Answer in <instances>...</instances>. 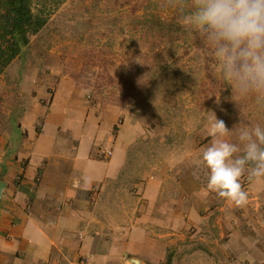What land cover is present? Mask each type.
<instances>
[{
    "label": "crops",
    "instance_id": "1",
    "mask_svg": "<svg viewBox=\"0 0 264 264\" xmlns=\"http://www.w3.org/2000/svg\"><path fill=\"white\" fill-rule=\"evenodd\" d=\"M16 89L26 100L3 135L0 264H167L170 243L174 264H264V180L243 185V208L193 173L124 184L131 157L115 115L66 77L43 97Z\"/></svg>",
    "mask_w": 264,
    "mask_h": 264
},
{
    "label": "rangeland",
    "instance_id": "2",
    "mask_svg": "<svg viewBox=\"0 0 264 264\" xmlns=\"http://www.w3.org/2000/svg\"><path fill=\"white\" fill-rule=\"evenodd\" d=\"M31 2L33 11L48 19L0 75V160L6 150L3 135L11 129L9 109L26 100L16 87H32L33 96L37 92L43 97L64 77L85 90L92 105L117 117L114 132L122 130L131 157L124 184L144 183L161 172L172 177L171 182L180 173H193L206 182L199 157L210 142V112L230 130L241 119L264 122V109L250 103L237 108L213 57L205 46H196L197 36L183 28L175 33L179 38L169 40L154 22L174 20L181 25L167 0ZM51 70L59 74L52 76ZM248 182L242 179L243 185ZM129 192L142 196L137 189ZM125 194L120 198L126 200ZM174 247L167 246V264L175 262Z\"/></svg>",
    "mask_w": 264,
    "mask_h": 264
},
{
    "label": "clouds",
    "instance_id": "3",
    "mask_svg": "<svg viewBox=\"0 0 264 264\" xmlns=\"http://www.w3.org/2000/svg\"><path fill=\"white\" fill-rule=\"evenodd\" d=\"M183 28L213 57L239 109H264V0H167ZM210 142L199 157L206 190L235 207L247 205L242 179L264 180V122L245 120L230 130L210 112Z\"/></svg>",
    "mask_w": 264,
    "mask_h": 264
},
{
    "label": "trees",
    "instance_id": "4",
    "mask_svg": "<svg viewBox=\"0 0 264 264\" xmlns=\"http://www.w3.org/2000/svg\"><path fill=\"white\" fill-rule=\"evenodd\" d=\"M47 19L33 11L31 0H0V75L24 52L30 37L45 27ZM154 22H158L169 40L179 38L175 33L183 30L174 20ZM195 38L196 46L202 48L200 39Z\"/></svg>",
    "mask_w": 264,
    "mask_h": 264
},
{
    "label": "water",
    "instance_id": "5",
    "mask_svg": "<svg viewBox=\"0 0 264 264\" xmlns=\"http://www.w3.org/2000/svg\"><path fill=\"white\" fill-rule=\"evenodd\" d=\"M5 187H6V183L0 180V201ZM132 264H140V262L138 260H132Z\"/></svg>",
    "mask_w": 264,
    "mask_h": 264
},
{
    "label": "built area",
    "instance_id": "6",
    "mask_svg": "<svg viewBox=\"0 0 264 264\" xmlns=\"http://www.w3.org/2000/svg\"><path fill=\"white\" fill-rule=\"evenodd\" d=\"M105 155H106L107 157H110V156L112 155V152H111V151H106V152H105Z\"/></svg>",
    "mask_w": 264,
    "mask_h": 264
}]
</instances>
